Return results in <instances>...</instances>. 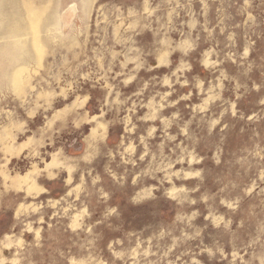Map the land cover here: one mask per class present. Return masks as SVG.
Instances as JSON below:
<instances>
[{"label": "rangeland", "instance_id": "374dc122", "mask_svg": "<svg viewBox=\"0 0 264 264\" xmlns=\"http://www.w3.org/2000/svg\"><path fill=\"white\" fill-rule=\"evenodd\" d=\"M0 264H264V0H0Z\"/></svg>", "mask_w": 264, "mask_h": 264}]
</instances>
